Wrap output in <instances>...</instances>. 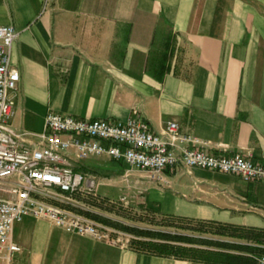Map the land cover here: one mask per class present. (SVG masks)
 Returning <instances> with one entry per match:
<instances>
[{
    "label": "crops",
    "instance_id": "crops-1",
    "mask_svg": "<svg viewBox=\"0 0 264 264\" xmlns=\"http://www.w3.org/2000/svg\"><path fill=\"white\" fill-rule=\"evenodd\" d=\"M18 33L11 127L40 132L48 112L125 122L168 121L227 153L264 163V0H0V26ZM116 165H115V164ZM119 167H118V166ZM80 170L126 186L159 216L264 230V183L193 168L166 185L107 157ZM145 178L147 181L143 180ZM152 211V210H150ZM7 255L17 264H204L67 234L25 218Z\"/></svg>",
    "mask_w": 264,
    "mask_h": 264
},
{
    "label": "built area",
    "instance_id": "built-area-1",
    "mask_svg": "<svg viewBox=\"0 0 264 264\" xmlns=\"http://www.w3.org/2000/svg\"><path fill=\"white\" fill-rule=\"evenodd\" d=\"M17 35L13 26H0V257L20 251L11 233L25 218L129 248L134 237L104 221L124 224L119 216L137 217L138 209L125 196L109 199L97 193L96 178L80 170L89 157L123 162L159 185L167 184V173L193 168L264 183V163L250 155L227 153L224 145L200 140L174 121L154 132L137 112L125 122L48 112L40 132L17 133L10 123V93L19 81L10 65V49ZM255 264H264V253Z\"/></svg>",
    "mask_w": 264,
    "mask_h": 264
},
{
    "label": "trees",
    "instance_id": "trees-1",
    "mask_svg": "<svg viewBox=\"0 0 264 264\" xmlns=\"http://www.w3.org/2000/svg\"><path fill=\"white\" fill-rule=\"evenodd\" d=\"M137 209V221L154 228L104 221L134 237L129 246L134 252L204 264H255V258L264 253V230L159 216L141 206ZM171 228L176 231L165 230ZM208 235L216 239L201 237Z\"/></svg>",
    "mask_w": 264,
    "mask_h": 264
},
{
    "label": "rangeland",
    "instance_id": "rangeland-1",
    "mask_svg": "<svg viewBox=\"0 0 264 264\" xmlns=\"http://www.w3.org/2000/svg\"><path fill=\"white\" fill-rule=\"evenodd\" d=\"M109 177L113 178V176H111V175H109ZM109 177H105L103 175L98 177V179H102L103 183L98 185L97 193L100 196H103V197H106V198H109V199H118L119 197L125 196V197H127L128 201L134 206V208H136L137 204L134 201V199L130 196L131 194H129V192L127 190V187L126 186H122L121 184H115V183L114 184H108L106 179H108ZM146 179L143 178V180L147 181L148 179L147 180ZM119 218L127 226L136 225V226L143 227V228H154L153 226H151V224H148L145 221H143V222L137 221L136 217L133 218V217H130V216L121 215V217L119 216ZM165 230L171 231V232H175L176 231L174 228L165 229ZM184 233L190 234L189 232H184ZM195 235H197V234H195ZM201 237H211L213 239H216V237H212V236H209V235L208 236H201ZM225 240L226 241H230V242H232V241L235 242V240H232V239H225ZM236 242H238V241H236ZM238 243H240V242H238ZM5 254L6 253H4L0 257V264H17L19 262L18 258L16 259V258L10 257L8 259L7 255L5 256Z\"/></svg>",
    "mask_w": 264,
    "mask_h": 264
}]
</instances>
